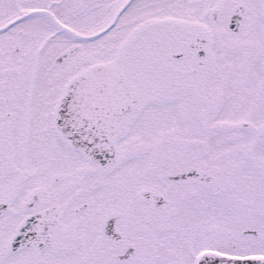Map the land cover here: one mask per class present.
<instances>
[{"label": "snow or ice", "instance_id": "6c2138e0", "mask_svg": "<svg viewBox=\"0 0 264 264\" xmlns=\"http://www.w3.org/2000/svg\"><path fill=\"white\" fill-rule=\"evenodd\" d=\"M0 264H264V0H0Z\"/></svg>", "mask_w": 264, "mask_h": 264}]
</instances>
